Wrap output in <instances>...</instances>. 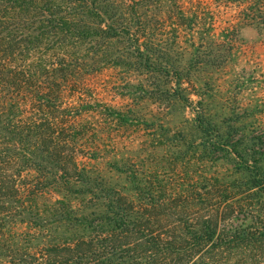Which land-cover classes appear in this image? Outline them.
<instances>
[{"label": "trees", "instance_id": "16d2710c", "mask_svg": "<svg viewBox=\"0 0 264 264\" xmlns=\"http://www.w3.org/2000/svg\"><path fill=\"white\" fill-rule=\"evenodd\" d=\"M214 1L0 0V264H264V140L186 113L264 0Z\"/></svg>", "mask_w": 264, "mask_h": 264}, {"label": "rangeland", "instance_id": "374dc122", "mask_svg": "<svg viewBox=\"0 0 264 264\" xmlns=\"http://www.w3.org/2000/svg\"><path fill=\"white\" fill-rule=\"evenodd\" d=\"M203 1L208 4L215 2ZM214 10L218 13L220 28L234 18V10L215 5ZM198 81L197 85L203 87L202 95H192L195 102L187 108V117L196 116L195 109L202 106L197 101L202 100L205 110L213 113L224 129L235 126L249 135L256 132L257 138L264 140V30L242 27L233 59L221 68L201 73ZM100 94L105 101L122 103V99L112 92L100 89ZM182 122L183 114L178 111L171 120V126L178 127ZM119 144L120 141L116 146ZM221 166L232 168L228 163Z\"/></svg>", "mask_w": 264, "mask_h": 264}]
</instances>
